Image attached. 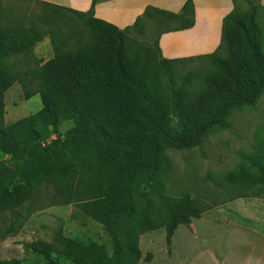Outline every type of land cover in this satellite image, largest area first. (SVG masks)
I'll list each match as a JSON object with an SVG mask.
<instances>
[{
	"label": "trees",
	"instance_id": "obj_1",
	"mask_svg": "<svg viewBox=\"0 0 264 264\" xmlns=\"http://www.w3.org/2000/svg\"><path fill=\"white\" fill-rule=\"evenodd\" d=\"M40 3L45 6L40 27H10L0 16V153L19 162L12 167L0 160V238L17 234L43 203L73 204L103 226L112 252L60 235L57 246L43 241L28 246L45 264H59L54 254L70 264H139L143 234L164 228L170 247L178 227L208 209L189 194L162 193L159 179L171 164L167 149L202 146L214 129L229 126L235 110L256 107L264 94L258 8L234 9L223 18L218 49L200 56L212 69L204 86L190 92L169 88L164 75L173 76L171 65L195 58H163L158 39L171 21L192 17V2L181 15L147 8L125 30L95 18V2L86 12ZM150 25L158 30L153 48L130 40L132 31L147 37ZM192 25L189 19L186 26ZM45 36L55 57L32 70L35 88L25 86L26 98L38 94L42 108L7 124L5 93L17 80L9 62L32 60ZM68 121L73 127L59 134V125ZM222 180L233 199L261 196L264 148ZM144 260L150 262L152 254Z\"/></svg>",
	"mask_w": 264,
	"mask_h": 264
},
{
	"label": "rangeland",
	"instance_id": "obj_2",
	"mask_svg": "<svg viewBox=\"0 0 264 264\" xmlns=\"http://www.w3.org/2000/svg\"><path fill=\"white\" fill-rule=\"evenodd\" d=\"M254 6L258 8L257 23L264 51V0H235V9L239 12L249 11ZM44 10L45 6L37 1L0 0L2 23L10 27L38 26V16L42 15ZM174 26L176 25H172ZM62 29L67 32L69 26L64 24ZM157 33L158 30L151 26L147 28V37L132 31L129 38L143 46L153 48ZM54 57L50 38L45 36L41 42L36 44L32 60L27 62L22 59L10 60L9 64L15 68L17 80L5 93V123L12 124L26 116L36 114L42 108L38 94L29 99L26 98L25 86L35 88L36 83L31 76L32 70ZM35 61L39 63L36 64ZM171 66L174 71L173 76L164 75L168 87L175 90L186 89L190 92H197L204 86L203 79L212 69L209 61L201 57ZM228 123L229 126L226 128L214 129L200 147L189 150L167 149L166 155L171 163L170 168L166 176L159 179L163 184V194L180 197L186 193L201 205L206 206L208 209L201 218H206L204 223L208 227L219 223L215 217H209L214 210L225 206L230 207L232 204L229 210L232 214L236 213V207H233V204H237L235 201L264 198L263 193L259 197L233 199L232 194L228 193L230 189L222 180L224 174L236 169L246 158L264 148V94L256 107L235 110L229 117ZM73 125L71 121L62 123L58 127V133L62 135ZM54 139H56V134L53 133L51 140ZM0 160L12 167L19 163L2 153H0ZM155 202L158 206L160 205L158 199ZM48 204L43 203L41 209L33 212L17 234L8 236L4 240L0 238V262L45 264L42 256L28 246L38 241L57 246V237L60 235L83 243L102 244L109 253L112 252L111 239L100 223L83 215L73 204L47 206ZM235 216H240V214L236 213ZM187 227L191 235L195 236L189 225ZM165 236V229L162 228L153 231L150 235L145 233L140 237L143 258L139 264H180L179 258L173 252L175 249L173 244L170 247L166 246L163 240ZM149 253L152 254V260L146 262L144 258ZM153 254L156 257L154 261ZM54 258L59 261V264H70L55 254Z\"/></svg>",
	"mask_w": 264,
	"mask_h": 264
},
{
	"label": "crops",
	"instance_id": "obj_3",
	"mask_svg": "<svg viewBox=\"0 0 264 264\" xmlns=\"http://www.w3.org/2000/svg\"><path fill=\"white\" fill-rule=\"evenodd\" d=\"M31 1L47 2L79 12L90 10L95 2L94 17L120 30L131 28L147 8L181 15L185 3L190 1L194 9L192 17L171 21L168 27L171 31H166L168 28L164 27L165 32L158 39L161 55L168 60H186L215 52L221 43L223 18L235 9V0ZM189 19L193 21L191 27L186 26ZM235 203L233 207L240 216L229 212L231 204L230 207L225 206L229 207L227 210L224 207L209 214V217L219 220L212 226L204 223L206 218L193 219L189 227L195 236L191 235L187 226L178 227L172 244L180 264H264V198L242 199ZM155 258L153 254V261Z\"/></svg>",
	"mask_w": 264,
	"mask_h": 264
}]
</instances>
